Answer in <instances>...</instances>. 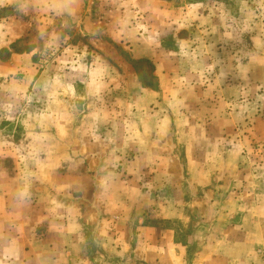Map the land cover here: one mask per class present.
Here are the masks:
<instances>
[{
	"label": "rangeland",
	"instance_id": "obj_1",
	"mask_svg": "<svg viewBox=\"0 0 264 264\" xmlns=\"http://www.w3.org/2000/svg\"><path fill=\"white\" fill-rule=\"evenodd\" d=\"M70 3L0 0V264L69 243L56 224L96 225L109 261L147 232L176 246L166 264H264V0H75L118 10L92 35ZM215 3L233 38L219 65L198 23L166 43L182 5L196 21Z\"/></svg>",
	"mask_w": 264,
	"mask_h": 264
},
{
	"label": "crops",
	"instance_id": "obj_2",
	"mask_svg": "<svg viewBox=\"0 0 264 264\" xmlns=\"http://www.w3.org/2000/svg\"><path fill=\"white\" fill-rule=\"evenodd\" d=\"M74 2L75 0H71V3L64 6L59 12L70 14V15L74 13H79V12L84 13L85 12L84 18L81 21L83 22L81 28L86 29L87 35H92L94 34L95 31H97L98 22H104L106 24L105 20L109 18L112 19L111 21H109L110 22L109 25L112 28L117 29L118 25H122L120 21L118 20L114 21V16L111 17V15H115L116 13H118V10H114L113 8H110V9L107 8L106 10L103 11L106 14L105 17H103V19H101V17H98V19H96L93 16V11L88 12V10L83 11L79 7L75 8ZM121 5L122 7H124L123 10H121V12H123L128 17V21H129V17L133 15V14L131 15V13H134L135 10L134 11L131 10L130 6H124L123 4ZM199 7H201L202 9ZM199 7H198V11L200 13V16L198 17V20L195 21L196 18L193 17V14H194L193 10L195 9V6L182 5L181 9L184 13L182 17V22L187 21L188 29L186 28L185 25H183L184 28H182L181 31L177 30L178 32L174 28H172L173 31L169 32V35H170L169 38L172 37V39L170 41L167 40L166 43L168 42V43H175V44L177 43L184 44L187 40H190V38H187L189 37V35L187 36L186 31L191 29V25L198 23L199 24L198 28L199 29L200 27L203 28L201 29V32L208 30V29H212L208 33V35H205V33L204 35H202L203 37L201 38L202 39L201 42L205 45L207 44V45L213 46V49L210 52H207L208 50L207 48H206L207 50L205 51L203 49L202 52L198 53L197 56H199V58L201 57L207 58V55H208L210 59H212V62L214 65L215 64L219 65L220 59L222 57V46L228 45L229 43H231L233 39L231 38L232 30L221 31V27L224 26L223 23H222L223 26H221V20L223 22V13L221 11V7L217 6L216 3L213 5L199 4ZM171 8L178 9L175 6ZM156 12L157 11L155 10V14ZM233 12L235 11L233 10ZM211 13H213V15H216L213 19H212ZM229 14H230V18H232L231 10ZM166 19L167 21L170 20L168 17ZM127 23L125 24L126 26H128L130 22L128 24ZM219 29L221 31V34H219L216 37V33ZM89 30L90 32H88ZM104 30L105 28L99 31H103L104 34L107 33V36H108V34L110 33L109 28L107 31H104ZM185 33H186V39L184 37L178 36V35L185 34ZM210 33H213V35L210 36ZM232 59L237 60V54H234L233 56L231 53L228 54V60L232 61ZM249 62L248 60H245V63L243 64L244 70H247V71L250 70L251 63ZM229 70H231V67L229 68ZM89 227L90 228H88L86 234H83L81 232L74 234L71 232L70 234L66 235L63 233V230L61 229L60 224H56L55 229H53L52 226L50 225L47 230L52 229L53 232H57L55 235H58V236H62V235L67 236L66 238H69V241H68L69 243L62 245L59 243V241L58 242L55 240L52 241L51 239H48V238L44 240L42 239L43 242L41 243V245L43 247L41 248V251H39L40 250L39 247L37 246L35 247V244L34 245L32 244V246H30V248L26 250L27 253L25 254L27 255V257H25L26 261L24 262V264H99V262H97L95 259V256L97 257V255L99 257H102L103 259L105 257L106 259L105 264H166V261H165L166 256L167 255L174 256V253H176V250H175L176 246L174 244L173 246L168 245V244L160 245L159 241L155 242V238H153V236L151 238L149 236V233L146 232V236L144 235L145 238L141 237V239H139L141 240V242L138 241L139 243H143V245H145L143 248L139 246L137 242H135V240L131 244L130 240H128L127 239L128 237H127L125 240L127 243L125 242L122 243L123 248L121 247V251L117 250V252H119L117 253V258L109 261V257H107V254H108V248L110 246L107 245L106 243L105 244L107 246L106 245L104 246V243H103L104 240L102 238V234L98 232L97 230L98 227H96V225H91ZM140 234L142 235V232ZM79 236H89V239H90L88 243L89 249L87 248V245H85V242L83 240H82L83 243H81V239L79 238ZM72 237H77V241L74 242V238ZM117 237L119 236L117 235ZM96 242L98 243L95 244ZM126 250L127 251L129 250L128 252L129 257L127 255H124L126 253L125 252ZM165 253H166V256H165ZM123 256H124V259L122 258ZM168 263L170 262L168 261Z\"/></svg>",
	"mask_w": 264,
	"mask_h": 264
}]
</instances>
